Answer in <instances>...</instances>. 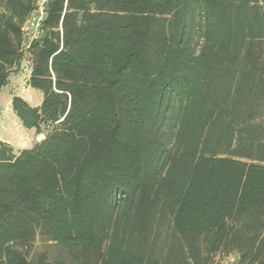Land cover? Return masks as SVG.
<instances>
[{"label": "trees", "instance_id": "16d2710c", "mask_svg": "<svg viewBox=\"0 0 264 264\" xmlns=\"http://www.w3.org/2000/svg\"><path fill=\"white\" fill-rule=\"evenodd\" d=\"M38 2L0 0V91L28 54L43 94L0 141V264H264L260 0H48L25 50Z\"/></svg>", "mask_w": 264, "mask_h": 264}, {"label": "rangeland", "instance_id": "374dc122", "mask_svg": "<svg viewBox=\"0 0 264 264\" xmlns=\"http://www.w3.org/2000/svg\"><path fill=\"white\" fill-rule=\"evenodd\" d=\"M30 71L31 61L29 59V55L27 54L26 57L22 60L19 69H17L10 75L8 84L4 86L0 91V140L3 139L4 142L10 144L15 150L21 149L20 147H32L35 142L40 139V136H37L34 130H29L23 127L20 120L15 115L12 106L10 105L13 94H18L23 98H28V100L31 101V105H37L41 103L43 98L42 92L38 89L30 87L27 84L30 77ZM32 96L35 97L33 101ZM11 113L12 119H16L19 126L23 130L22 135L24 134V139L20 143H17L15 139H13L10 135H8V133L4 131L6 126L10 125L9 114ZM41 253H46L50 260L57 259L65 255V252L63 250H60V247L57 246L54 242L45 241L42 238H38L32 245L30 254L32 257H35ZM229 257L234 256L231 255L228 257H223V255H217L214 259L213 264L226 263V261L228 260H226V258ZM66 262L67 264H70L69 260H66Z\"/></svg>", "mask_w": 264, "mask_h": 264}, {"label": "built area", "instance_id": "2783aa9c", "mask_svg": "<svg viewBox=\"0 0 264 264\" xmlns=\"http://www.w3.org/2000/svg\"><path fill=\"white\" fill-rule=\"evenodd\" d=\"M47 1L48 0H39L37 9L29 16L24 24V38L22 47L25 50L30 48L32 43L38 40L42 35V24L45 18V6ZM260 5L264 10V0H260ZM226 260V263L222 264H236L235 257H229L226 258Z\"/></svg>", "mask_w": 264, "mask_h": 264}, {"label": "bare ground", "instance_id": "6f19581e", "mask_svg": "<svg viewBox=\"0 0 264 264\" xmlns=\"http://www.w3.org/2000/svg\"><path fill=\"white\" fill-rule=\"evenodd\" d=\"M12 113L9 114L10 117V125L6 126V128L4 129V131L6 133H8V135H10L13 139H15L17 141V143H20L21 141H23V135L22 132L23 130L21 129V127L19 126L18 122L16 121V119H12ZM8 122V121H7ZM7 125V124H6ZM12 139V140H13Z\"/></svg>", "mask_w": 264, "mask_h": 264}, {"label": "crops", "instance_id": "0c3cea01", "mask_svg": "<svg viewBox=\"0 0 264 264\" xmlns=\"http://www.w3.org/2000/svg\"><path fill=\"white\" fill-rule=\"evenodd\" d=\"M29 76H30V74H29ZM32 95H33V93H32ZM34 98H35V97L32 96V101L34 100ZM11 99H12V98H11ZM24 99L27 100L29 103L31 102V101L28 100V98H24ZM42 100H43V98H42ZM41 102H42V101H41ZM40 104H41V103H40ZM40 104L33 105V106H38V105H40ZM10 105L12 106V102H11V101H10ZM0 141H4V140L1 139ZM20 148L22 149V148H29V147L26 146V147H20Z\"/></svg>", "mask_w": 264, "mask_h": 264}]
</instances>
